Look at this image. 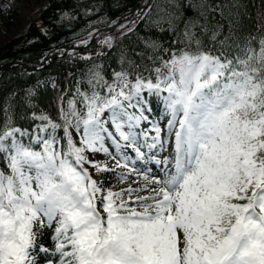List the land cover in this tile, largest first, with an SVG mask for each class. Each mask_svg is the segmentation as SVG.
<instances>
[{"label": "snow or ice", "instance_id": "6c2138e0", "mask_svg": "<svg viewBox=\"0 0 264 264\" xmlns=\"http://www.w3.org/2000/svg\"><path fill=\"white\" fill-rule=\"evenodd\" d=\"M259 45L231 57L223 51L173 54L166 72L155 68V82L137 76L133 83L129 73H114L120 83L109 85L107 96L81 93L83 114L68 101L62 147L55 135L61 125L47 115H33L46 124L25 145L17 134L28 133L12 127L5 110L0 264H36L44 228L53 229L59 264H264V39ZM144 91L167 94L161 98L168 135L175 138L174 162L169 168L165 158L159 177L139 172L126 154L135 153L134 164L145 158L142 149L167 142L157 124L141 129L148 120L140 111ZM70 128L80 136L78 145ZM86 153L110 156L115 166ZM86 164L98 174L125 169L117 174L120 184L133 173L146 184L113 191L93 179Z\"/></svg>", "mask_w": 264, "mask_h": 264}, {"label": "trees", "instance_id": "16d2710c", "mask_svg": "<svg viewBox=\"0 0 264 264\" xmlns=\"http://www.w3.org/2000/svg\"><path fill=\"white\" fill-rule=\"evenodd\" d=\"M145 2L51 0L39 17L29 23L21 38L0 50V69L11 66L0 73V130L7 119V110V115L12 117L11 126L28 133L24 137L17 134V138L28 145L38 128L46 124L33 115H47L61 125L55 135L61 141L56 147H62L65 143L62 114L70 111L68 101H73L74 110L83 114L86 107L81 93L91 96L97 92L107 96L114 73H129L131 81L141 76L155 82V68L166 72L164 63L173 54L205 51L219 55L223 51L231 57L247 46L258 51L259 42L264 39V0H151L140 17L119 25L111 33L102 31L116 25ZM98 31L102 32L89 47L77 50L88 44ZM185 33L198 39L199 46L190 42ZM214 33H219L215 39ZM65 50L70 51L47 62L44 69L33 70L40 68L51 55H62ZM155 114L156 111L149 116V125L157 124L161 128L162 119ZM69 131L78 145L80 136L75 128ZM172 140L170 138L171 149ZM33 147L39 150L38 145ZM142 150L145 152L142 161H149L146 155L152 156L156 151ZM126 154L135 156L131 149ZM115 163L104 154V164L114 167ZM139 163L137 161L135 167L138 168ZM0 170L7 171L2 160ZM121 170L100 173L98 181L118 191L121 184L117 174ZM53 234L51 228L40 230L33 253L36 264H49V261L59 264ZM40 247L47 248L48 252H41Z\"/></svg>", "mask_w": 264, "mask_h": 264}, {"label": "rangeland", "instance_id": "374dc122", "mask_svg": "<svg viewBox=\"0 0 264 264\" xmlns=\"http://www.w3.org/2000/svg\"><path fill=\"white\" fill-rule=\"evenodd\" d=\"M50 1L51 0H0V50H3L7 45L21 38L26 33L29 23L39 17L41 11L48 5ZM119 83L120 82L114 80L112 85H118ZM117 91H119L118 86ZM125 91H127V89H125ZM164 95L167 94L161 93V97ZM141 96L143 97L144 102L140 105V111H142L145 116H148L151 112H153V110H156L158 118L167 117L168 122L170 117L161 97H157L154 94L149 95L147 91L142 92ZM150 102H154V104H150ZM133 103H135V101H133ZM128 111L139 114L136 109H128ZM105 116H107V113ZM167 122L161 126L162 138L167 142L163 145V147H160V151L154 153L149 161H140L138 168L132 163V161L135 160V156L129 160V164L132 167H135L139 172L149 177L162 176V170L164 169V164L162 162L165 158L170 160L168 165L169 168L171 167V162H174L175 138L174 135H168ZM145 124H148V120L146 122H142L141 129H145L143 128ZM171 137L173 138L172 149L170 148ZM110 151L115 152V149L110 148ZM86 155L90 160L98 164H104L103 153H86ZM157 161H160L161 163L158 164ZM84 167L88 170L93 179L98 180V173L94 168L87 164L84 165ZM125 171V169H122L121 173ZM132 180H135L136 183H132ZM144 184H146V181L143 176H137L135 173H133V176L126 183L119 185L118 191L129 186L137 187L138 185ZM147 194L148 193L146 192L140 193V195Z\"/></svg>", "mask_w": 264, "mask_h": 264}, {"label": "water", "instance_id": "95a60500", "mask_svg": "<svg viewBox=\"0 0 264 264\" xmlns=\"http://www.w3.org/2000/svg\"><path fill=\"white\" fill-rule=\"evenodd\" d=\"M150 3V0H147V3H146V5L142 8V9H145L146 7H147V5ZM121 22V21H120ZM119 22V23H120ZM118 23V24H119ZM118 24L117 25H115V26H112L111 28H108L107 29V31H113L117 26H118ZM98 34V33H97ZM97 34H95V36H94V38L97 36ZM93 38V39H94ZM93 39H92V41L90 42V43H88L85 47H88V46H90L91 44H92V42H93ZM85 47H83V48H85ZM82 49V48H81ZM54 58H56L55 56H51L48 60H52V59H54ZM47 60V61H48ZM22 67H24V66H22ZM45 66H42V68L41 69H43ZM9 68H11V66H7V67H4V68H1L0 69V73L1 72H3V71H5V70H7V69H9ZM36 70H39V69H36Z\"/></svg>", "mask_w": 264, "mask_h": 264}]
</instances>
